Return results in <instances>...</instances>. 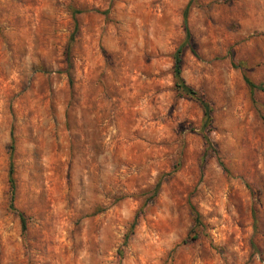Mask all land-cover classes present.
<instances>
[{
	"label": "rangeland",
	"instance_id": "1",
	"mask_svg": "<svg viewBox=\"0 0 264 264\" xmlns=\"http://www.w3.org/2000/svg\"><path fill=\"white\" fill-rule=\"evenodd\" d=\"M190 1L0 0V264H264V0L191 2L209 147Z\"/></svg>",
	"mask_w": 264,
	"mask_h": 264
},
{
	"label": "trees",
	"instance_id": "2",
	"mask_svg": "<svg viewBox=\"0 0 264 264\" xmlns=\"http://www.w3.org/2000/svg\"><path fill=\"white\" fill-rule=\"evenodd\" d=\"M191 2L192 0L186 5L183 11V28L185 32V39H184V42L178 47V49L176 50L174 54L172 73H173V78H174L175 91L180 96L195 100L200 106L202 113H203V120H202V126H201V129L203 132L202 137L206 145L209 147L210 140L208 138L207 132L210 130L211 125H212V113H213L212 105L205 99V97L199 91L188 86L181 77V56H182L183 48L189 44L190 38H191L189 29H188V13L191 7ZM73 37H74V33L69 43H72ZM69 48L67 50V63H69V59H68ZM243 79H244L246 86L249 89V93H250V96L253 102H255V93L257 91H264V83H261V84L253 83L245 73H243ZM9 149H10V163H9V170H8V183L10 185L11 195H12L14 192V178H13L14 166L12 163V154H13V149H14L13 139L11 140ZM159 185H160V181L157 183L156 189L159 187ZM190 211L192 215L194 216L195 224L199 225L200 224L199 215L196 213L195 209L192 206L190 207ZM20 219H21L22 232L24 233L26 230V223L22 215H20ZM133 226H134V223L132 224L130 231H132Z\"/></svg>",
	"mask_w": 264,
	"mask_h": 264
}]
</instances>
